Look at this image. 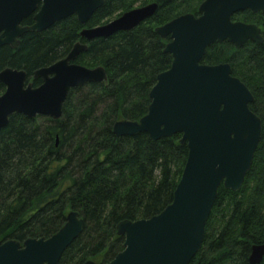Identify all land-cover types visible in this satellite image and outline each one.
Instances as JSON below:
<instances>
[{"label":"trees","instance_id":"16d2710c","mask_svg":"<svg viewBox=\"0 0 264 264\" xmlns=\"http://www.w3.org/2000/svg\"><path fill=\"white\" fill-rule=\"evenodd\" d=\"M203 1L105 0L84 25L72 15L25 33L16 48L0 47V71L23 69L34 86L41 83L34 72L65 57L78 41L88 47L76 62L104 66L108 76L71 89L58 119L13 114L0 130V239L49 237L74 209L84 219L83 231L59 264L97 257L98 264H106L124 248L119 222L152 217L172 202L188 156L181 134L158 140L144 132L118 137L113 125L148 112L149 92L171 66L172 55L164 51L170 38L160 37L156 27L184 13L198 14ZM140 2H157L158 9L133 30L89 42L81 38L85 27L107 23ZM233 19L258 24L264 36L263 13L247 10ZM22 23L32 24L33 16ZM202 62L230 63L254 96L250 108L261 118L262 137L240 189L219 187L191 263L250 264L252 245L264 242V43L214 42ZM4 91L0 82V96Z\"/></svg>","mask_w":264,"mask_h":264},{"label":"water","instance_id":"95a60500","mask_svg":"<svg viewBox=\"0 0 264 264\" xmlns=\"http://www.w3.org/2000/svg\"><path fill=\"white\" fill-rule=\"evenodd\" d=\"M104 3L0 0V47L16 48L25 33L41 32L72 15L84 25ZM157 9V2L135 7L107 23L85 27L80 36L89 42L131 31ZM247 10L264 14V0H204L198 14L184 13L156 27L160 37L170 38L164 51L172 55L171 66L158 74L149 92L148 112L137 121H116L113 133L120 137L144 132L153 140L181 134L188 156L169 205L152 217L117 224V234L125 237L124 248L106 264H192L219 187L238 191L244 182L262 137L261 118L250 108L254 96L233 74L230 63L206 64L202 59L214 42L235 47L248 41L264 43L258 24L233 19ZM31 15L33 23L23 24ZM87 47L78 41L65 57L37 69L33 77L41 79L38 86L28 81L23 69H2L0 130L13 114L58 119L71 89L106 81L104 66L89 68L76 62ZM83 225L84 219L72 209L65 224L49 237L0 239V264H59ZM263 260L264 242L253 244L250 264ZM83 264L98 263L89 259Z\"/></svg>","mask_w":264,"mask_h":264},{"label":"rangeland","instance_id":"374dc122","mask_svg":"<svg viewBox=\"0 0 264 264\" xmlns=\"http://www.w3.org/2000/svg\"><path fill=\"white\" fill-rule=\"evenodd\" d=\"M148 3V2H147ZM142 5H144V4H142L141 2L140 3H136V5H135V7H139V6H142ZM134 7V8H135ZM94 261H98V257L97 258H92Z\"/></svg>","mask_w":264,"mask_h":264}]
</instances>
